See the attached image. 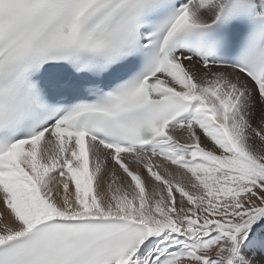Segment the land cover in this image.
Here are the masks:
<instances>
[{
    "label": "snow or ice",
    "instance_id": "6c2138e0",
    "mask_svg": "<svg viewBox=\"0 0 264 264\" xmlns=\"http://www.w3.org/2000/svg\"><path fill=\"white\" fill-rule=\"evenodd\" d=\"M0 264H264V0H0Z\"/></svg>",
    "mask_w": 264,
    "mask_h": 264
}]
</instances>
